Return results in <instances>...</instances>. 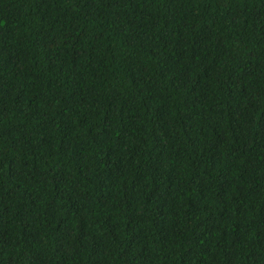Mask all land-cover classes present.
I'll use <instances>...</instances> for the list:
<instances>
[{"label":"trees","instance_id":"obj_1","mask_svg":"<svg viewBox=\"0 0 264 264\" xmlns=\"http://www.w3.org/2000/svg\"><path fill=\"white\" fill-rule=\"evenodd\" d=\"M0 264H264V0H0Z\"/></svg>","mask_w":264,"mask_h":264}]
</instances>
